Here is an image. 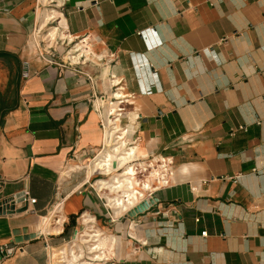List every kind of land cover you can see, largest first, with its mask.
<instances>
[{
	"label": "crops",
	"instance_id": "0c3cea01",
	"mask_svg": "<svg viewBox=\"0 0 264 264\" xmlns=\"http://www.w3.org/2000/svg\"><path fill=\"white\" fill-rule=\"evenodd\" d=\"M0 69V202L36 200L0 216L1 264H48L82 213L115 252L104 264H264V0H0ZM113 105L112 143L174 163L153 205L116 221L86 165Z\"/></svg>",
	"mask_w": 264,
	"mask_h": 264
},
{
	"label": "built area",
	"instance_id": "2783aa9c",
	"mask_svg": "<svg viewBox=\"0 0 264 264\" xmlns=\"http://www.w3.org/2000/svg\"><path fill=\"white\" fill-rule=\"evenodd\" d=\"M71 59H74L75 53H78L77 50H73L74 53H69ZM86 60L85 55L79 56L78 61L83 62ZM26 75H23L26 78ZM104 98L101 99L98 109L100 110ZM122 104V103H120ZM111 105V103L109 104ZM123 108L117 109L116 116H113L110 112L108 113V117L117 120L118 114L121 113ZM105 123L101 124L102 128H105ZM123 138V136L121 135ZM119 139V138H118ZM104 149V147H103ZM97 156V155H96ZM96 156L89 162L87 169L90 170L92 175H96L99 178L96 179L93 183L97 193L101 194L100 198L103 202V207L106 210V213L109 215L110 221L120 220L124 217H127L128 213L137 208L141 203L148 202L152 199L153 195L162 189L169 187L173 182V173H174V163L172 158L166 157H153L149 155H137L130 160L129 165L131 169L134 170L132 177L136 180V185L134 186L133 194L128 196L127 194H122L123 191H118V187L114 189V192L108 190L106 186L101 185L99 188L97 187V183L101 180H109L112 176L116 175L118 172L115 168L111 169L108 173H104L100 169H90V165H92ZM112 167V166H111ZM103 195H107L110 199H105ZM62 198L58 199L53 206L51 207L50 212L53 213V220L56 225H60L61 231L57 235H61L63 232V226L65 224V220L63 219L61 222L59 220V216H61V207H62ZM9 205H14L16 207H24L27 204V212L29 211V207L33 206L36 203L35 199L30 198L29 193L27 191H22V193L14 195L13 197L6 200ZM118 215H116V212ZM115 212V213H114ZM80 219L84 221L86 218V214L82 213L79 215ZM92 221L90 224V229L84 228L80 230H76L74 235L63 243L60 247L56 249H51L50 259L48 264H68L64 257L68 258L72 264H104V263H113L115 260V252L112 248L107 249L101 248V250H96V253H92L94 251V244L98 242L99 238H103L102 234H96L97 231L94 225V219L89 218ZM60 222V223H59ZM87 234L93 237H84ZM96 236V237H95ZM202 237H206V233L201 234ZM87 239V240H85ZM85 240V241H84ZM92 240L94 242H89L88 244L84 242H88ZM84 241V242H83ZM111 245L114 244L111 242ZM47 247L48 245L45 244ZM56 253V258L52 259V253ZM66 253V256L64 255ZM12 253V249L7 246L0 247V264L3 259L9 257ZM64 253V254H62ZM75 256L76 259L73 260L72 257ZM96 256H101L99 260L96 259ZM65 262V263H62Z\"/></svg>",
	"mask_w": 264,
	"mask_h": 264
},
{
	"label": "bare ground",
	"instance_id": "6f19581e",
	"mask_svg": "<svg viewBox=\"0 0 264 264\" xmlns=\"http://www.w3.org/2000/svg\"><path fill=\"white\" fill-rule=\"evenodd\" d=\"M116 106H112L110 107V113L113 114V116L116 114ZM119 118L117 120H109L108 125L111 127L108 131L105 132L104 134V138H105V143L106 145L110 144L112 142V139L114 138L116 140V137H120V134H117L120 131V125H119ZM114 146H110V148H108L109 150H103L100 153L97 154L94 162L92 163V165L90 166V169H100L102 170L104 173H108L111 169L115 168L117 169H123L122 172L116 176H113V178H111L110 180H101L100 182H98L96 185L99 188L101 185H103L104 187L106 186V188H108V190L114 192V189H116V187H118V191H123L122 194H127L128 196H131L133 194V188L136 185V180L133 179L132 175L134 170L131 169L129 162L130 160H132L133 157H135V154L133 152V150H126L125 146H124V142L120 141L119 143H117L116 141L113 142ZM112 166V167H111ZM105 199H110V197H105ZM116 212V211H115ZM117 215V212H116ZM53 213L51 212V214L45 219L44 224L46 226L53 227L50 228L52 233H57L59 231L58 228L54 227L56 224L51 222V220H53ZM61 216H59V220L60 222L62 221V219L60 218ZM59 222V223H60ZM82 225L81 227L90 229V224L92 223L91 220H89V218H86L84 221H82ZM57 227H60V225H58ZM61 231V230H60ZM91 232H96V234H98L99 236V232L98 231H91ZM86 238L88 237H93L90 236V234H87L86 236H84ZM96 237V236H95ZM100 237V236H99ZM87 240V239H85ZM84 240V241H85ZM108 238L105 237V239L99 238L98 242H96L94 244V251L92 252L93 254L96 253V250H101V248H106L107 247V243H108ZM83 241V242H84ZM89 242H94L92 240H89L88 242H84L85 244L89 243ZM65 253V252H64ZM62 253V254H64ZM66 256V253L64 254ZM101 256H96V259L99 260ZM56 258V253H52V259ZM65 261L68 264H72L71 261L64 257ZM73 260L76 259L75 256L72 257ZM65 263V262H62Z\"/></svg>",
	"mask_w": 264,
	"mask_h": 264
},
{
	"label": "water",
	"instance_id": "95a60500",
	"mask_svg": "<svg viewBox=\"0 0 264 264\" xmlns=\"http://www.w3.org/2000/svg\"><path fill=\"white\" fill-rule=\"evenodd\" d=\"M26 74V69L23 71V75ZM153 201H156V198H154ZM153 201L149 200L148 202H143L141 203L137 208H135L133 211H131L130 213H128L129 217H135L138 214H141L143 212H145L146 210H148L150 208V206L153 205ZM27 212V204L20 208L19 206L16 207L14 205H9L6 201L4 202H0V216L1 215H14V214H23ZM22 232H24L25 235L20 236L21 231L16 230L13 232L14 235V241L16 243L18 242H22V241H27L30 239H34L36 236H38L37 234H26V230H23Z\"/></svg>",
	"mask_w": 264,
	"mask_h": 264
},
{
	"label": "rangeland",
	"instance_id": "374dc122",
	"mask_svg": "<svg viewBox=\"0 0 264 264\" xmlns=\"http://www.w3.org/2000/svg\"><path fill=\"white\" fill-rule=\"evenodd\" d=\"M2 71L0 69V99L2 98V96H4L6 94L5 90H6V87H5V84H4V77L2 76ZM113 118H109L106 120V123H105V130L104 131H108L111 127L108 126V122L109 120H112ZM105 134V132H104ZM110 146H113V143L111 142L110 144L106 145V143L104 144V149L103 150H109L108 148H110ZM102 150V151H103ZM94 162V161H93ZM87 166L89 165V163L86 164ZM91 166V165H90ZM54 220H51V222L53 223ZM55 226H58V225H55Z\"/></svg>",
	"mask_w": 264,
	"mask_h": 264
},
{
	"label": "trees",
	"instance_id": "16d2710c",
	"mask_svg": "<svg viewBox=\"0 0 264 264\" xmlns=\"http://www.w3.org/2000/svg\"><path fill=\"white\" fill-rule=\"evenodd\" d=\"M8 109L7 108H5V103H4V101L2 102V109H1V111L4 113V112H6Z\"/></svg>",
	"mask_w": 264,
	"mask_h": 264
}]
</instances>
